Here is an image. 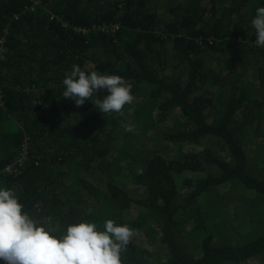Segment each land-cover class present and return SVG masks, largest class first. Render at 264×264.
Instances as JSON below:
<instances>
[{"label":"trees","instance_id":"obj_1","mask_svg":"<svg viewBox=\"0 0 264 264\" xmlns=\"http://www.w3.org/2000/svg\"><path fill=\"white\" fill-rule=\"evenodd\" d=\"M258 7L264 0H0V186L53 228L129 225L122 264L264 262ZM235 57L255 62L250 81ZM74 64L123 77L133 101L103 114L100 91L76 106L62 96ZM206 137L215 151L196 145ZM23 140L28 158L2 172ZM232 190L244 205L226 223L237 217L249 231L241 241L213 229L218 196L232 201Z\"/></svg>","mask_w":264,"mask_h":264},{"label":"clouds","instance_id":"obj_2","mask_svg":"<svg viewBox=\"0 0 264 264\" xmlns=\"http://www.w3.org/2000/svg\"><path fill=\"white\" fill-rule=\"evenodd\" d=\"M251 24L256 46L264 47V7L256 9ZM63 85L62 96L76 106L106 92L94 104L103 114L120 113L134 99L132 84L123 77L85 71L76 64L66 73ZM126 130L131 131V126ZM134 235L129 225L111 219L102 227L83 220L50 227L24 210L12 189L0 186V264H122L121 254Z\"/></svg>","mask_w":264,"mask_h":264},{"label":"rangeland","instance_id":"obj_3","mask_svg":"<svg viewBox=\"0 0 264 264\" xmlns=\"http://www.w3.org/2000/svg\"><path fill=\"white\" fill-rule=\"evenodd\" d=\"M217 56L219 57V55L214 52L213 53V57L217 58ZM235 61L238 63V68H239V71H240V75L242 77L249 78L247 80L250 81L251 78H252V71H253V68L255 66V62L249 57L244 58L243 61L241 60L242 62L240 61V59L238 57H235ZM87 66L89 68H91L92 64L88 63ZM222 67H225V66L223 65ZM9 125H10V123H9ZM245 140H247V135L245 136ZM257 140H258L257 138L255 140L252 139L253 142H251L250 146L248 145L246 147V151H248V152L251 151V150L255 151L256 147L258 146L257 145L258 142H254V141H257ZM213 144H214L213 141L210 138L206 137V138H202V140L200 141L199 145L198 144H196V145L215 151L216 149L214 148ZM235 194H236V192L234 190H232L230 192V197H232ZM228 197H227V193H223V194H220L218 196V200H219L218 203H220V206L222 205L223 207H221V209H220L221 214L217 215L215 217V219H214L215 227L213 229H215V231H216L217 227H220L219 230L220 231L223 230V232L225 233L224 234L225 237H228V239L230 238V240H232V241H241V239L243 238L242 236L247 235L249 231L247 229H245L242 225H237L236 224V223H238L237 222V220H238L237 217H235L233 219V223L232 224H231V219L232 218H230L228 220V222H230L229 224L226 223V220H227L226 216H228L229 212L232 211L234 209V207H236L238 205L243 206L244 202L236 200L234 196L232 197L233 198L232 201L231 200L229 201ZM209 198H211V196ZM225 224H227V225H225ZM211 225H212L211 223H208L206 225L207 229L209 231H212ZM236 232L240 233L242 235H238V234H236ZM155 248H156V246H155ZM155 263L158 264L157 259L155 260ZM242 264H264V262L258 263L257 257H254V258L250 259L249 261H246V262H244Z\"/></svg>","mask_w":264,"mask_h":264},{"label":"built area","instance_id":"obj_4","mask_svg":"<svg viewBox=\"0 0 264 264\" xmlns=\"http://www.w3.org/2000/svg\"><path fill=\"white\" fill-rule=\"evenodd\" d=\"M117 26H114V28ZM19 158L11 165V166H7L5 167V171L2 172H9L11 171V169L17 165H22L23 162L28 158V148L26 145V142L24 141V143L21 145V152L19 153Z\"/></svg>","mask_w":264,"mask_h":264},{"label":"bare ground","instance_id":"obj_5","mask_svg":"<svg viewBox=\"0 0 264 264\" xmlns=\"http://www.w3.org/2000/svg\"><path fill=\"white\" fill-rule=\"evenodd\" d=\"M18 157V156H17ZM30 162V161H29Z\"/></svg>","mask_w":264,"mask_h":264}]
</instances>
